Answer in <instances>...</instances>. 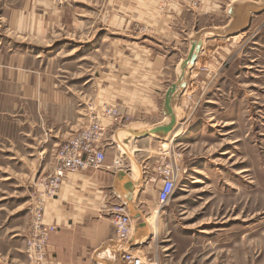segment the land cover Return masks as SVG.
<instances>
[{
  "label": "rangeland",
  "instance_id": "1",
  "mask_svg": "<svg viewBox=\"0 0 264 264\" xmlns=\"http://www.w3.org/2000/svg\"><path fill=\"white\" fill-rule=\"evenodd\" d=\"M140 7V0H0V264H36L26 254L30 197L59 145L38 167L44 125L67 96H83L86 107L92 77L105 75L122 43L154 44L135 18ZM215 39L204 46L206 77L192 82L191 143L164 140L165 151L182 153V173L159 207L155 251L145 256L158 264H264V16L211 66L205 59Z\"/></svg>",
  "mask_w": 264,
  "mask_h": 264
},
{
  "label": "crops",
  "instance_id": "2",
  "mask_svg": "<svg viewBox=\"0 0 264 264\" xmlns=\"http://www.w3.org/2000/svg\"><path fill=\"white\" fill-rule=\"evenodd\" d=\"M140 6L135 18L152 31L149 37L154 44H119L109 55L105 75L99 72L92 77L86 107L83 96L70 95L57 102L61 111L38 137L46 143L38 159L40 167L41 157L82 129L103 103L118 105L129 118L108 121L111 144L103 167L89 166L70 175L58 197L49 201L46 221L57 225V230L43 264H126L124 254L129 250L144 256L154 253V236L162 220L161 182L151 181L150 176L170 134L176 147L192 141L190 95L193 79L206 77L200 70L205 65L204 46L219 38L205 60L211 66L220 63L238 50L264 16L260 0H140ZM126 19L125 26L130 25ZM206 35L212 37L205 39ZM54 164L55 159L38 175L50 172ZM120 203L133 218L128 241L117 237L113 221V208ZM29 229L30 223L28 233Z\"/></svg>",
  "mask_w": 264,
  "mask_h": 264
},
{
  "label": "built area",
  "instance_id": "3",
  "mask_svg": "<svg viewBox=\"0 0 264 264\" xmlns=\"http://www.w3.org/2000/svg\"><path fill=\"white\" fill-rule=\"evenodd\" d=\"M128 119L118 105L106 104L89 117L82 129L73 132L58 146L53 169L38 177L34 193L30 197L31 224L26 237V254L32 263L43 264L46 261L51 236L57 230V225L46 221L49 201L58 197L62 184L70 175L89 166L103 167L106 147L111 144L108 137V121L118 123ZM165 150L160 153L155 173L150 178L151 181L161 182L158 191L160 206L165 205L173 196L182 173V165L179 162L182 153L176 148ZM115 163L121 164L119 160ZM112 214L117 237L122 241L130 240L133 234V218L126 205H116ZM124 261L126 264H158L157 257L147 258L132 250L124 254Z\"/></svg>",
  "mask_w": 264,
  "mask_h": 264
}]
</instances>
